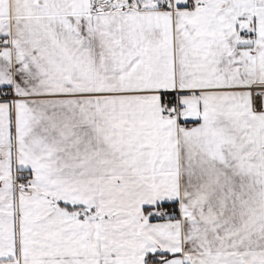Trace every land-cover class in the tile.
Returning <instances> with one entry per match:
<instances>
[{"label": "snow or ice", "instance_id": "6c2138e0", "mask_svg": "<svg viewBox=\"0 0 264 264\" xmlns=\"http://www.w3.org/2000/svg\"><path fill=\"white\" fill-rule=\"evenodd\" d=\"M0 264H264V0H0Z\"/></svg>", "mask_w": 264, "mask_h": 264}]
</instances>
